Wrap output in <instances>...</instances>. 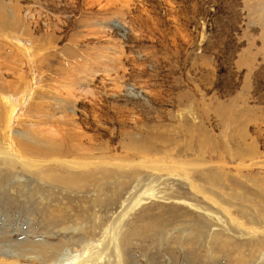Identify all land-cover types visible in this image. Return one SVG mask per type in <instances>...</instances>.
Instances as JSON below:
<instances>
[{"label":"rangeland","instance_id":"rangeland-1","mask_svg":"<svg viewBox=\"0 0 264 264\" xmlns=\"http://www.w3.org/2000/svg\"><path fill=\"white\" fill-rule=\"evenodd\" d=\"M0 149V261L264 264V0H0Z\"/></svg>","mask_w":264,"mask_h":264},{"label":"bare ground","instance_id":"bare-ground-1","mask_svg":"<svg viewBox=\"0 0 264 264\" xmlns=\"http://www.w3.org/2000/svg\"><path fill=\"white\" fill-rule=\"evenodd\" d=\"M5 98H6V97H4V99H5ZM5 102L8 103V104L10 103V99H9V97L5 99ZM11 110H12V112H15L16 109H15V107H14V109L12 108ZM0 150H1V149H0ZM5 151H6V150L4 149V152H5ZM1 152H2V151H1ZM6 152H7V151H6ZM2 154H3V152H2ZM8 154L11 155L12 157H14L15 159H17V158L22 159V160H23V164H32V163H33L32 165L35 166V165H34V163H35L34 161L32 162V161L29 160V159H27V160L24 159L20 154H18V153H16V152L10 151V152H8ZM12 157H11V158H12ZM47 162H48V161H47ZM71 162H72V161H71ZM36 163H37V162H36ZM68 163H70V162H68ZM40 166H41V165H40ZM71 167H73V166H71ZM81 168H82V167H81ZM190 181H191V180H190ZM190 183H191V182H190ZM194 183H195V182H194ZM147 184H148V183H147ZM191 184H192V183H191ZM145 186H146V185H145ZM150 188H151V187H150ZM196 188H197V187H196ZM196 188H195V189H196ZM154 189H155V188H154ZM143 190H144V189H143ZM147 190H148V189H147ZM155 190H156V189H155ZM198 190H199V189H198ZM144 191H145V192L141 191V193H139V194L137 195V198H136V201H137V202L140 201V199H141L140 197H142V195H144V194H145V196H146L147 198L150 197V196H148L150 190H148V191H149L148 193L146 192V190H144ZM199 191H200V190H199ZM153 193H154V192H153ZM156 193H157V192H156ZM158 193H159V192H158ZM203 195H204V194H203ZM151 196H152V195H151ZM134 197H135V195H134ZM143 197H144V196H143ZM210 199H212V198H209V200H210ZM138 200H139V201H138ZM142 200H143V199H142ZM142 200H141V201H142ZM150 200H151V199H150ZM141 201H140V202H141ZM152 201H153V200H152ZM143 202L145 203V201H143ZM178 202H179V203H183V204H185V205H187V206L193 208L194 210L201 211L200 208L196 207L193 203H191V202H189V201H187V200H182V201H178ZM212 202H214V201H212ZM212 202H211V203H212ZM176 203H177V202H176ZM215 203H216V201H215ZM127 205H128V204H127ZM213 205H214V204H213ZM218 205L221 206V208L224 209V207H223L222 205H220L219 202H218ZM127 209H128V208H127ZM223 209H222V210H223ZM128 210H129V209H128ZM130 210H131V209H130ZM224 210H225V209H224ZM225 212L227 213V211H225ZM229 214H230V213H229ZM228 216H229V215H228ZM120 217H122V216H120ZM230 217H231V216H230ZM117 222H118V221H117ZM237 222H238V221H237ZM112 224H114V222H113ZM120 224H121V222H120ZM239 224H240V223H239ZM239 224H238V225H239ZM243 226H244V225H243ZM115 227H117V226L115 225ZM248 228H249V227H248ZM112 229H113V227H112ZM254 232H255V231H254ZM111 237H112V236H111ZM111 239H112V238H111ZM113 241H115V240H113ZM115 243H116V242H115ZM117 245H118V244H117ZM117 245H116V246H117ZM109 247H110V245H109ZM117 247H119V246H117ZM116 255H117V254H116ZM118 258H119V257H118ZM120 262H121V261H120ZM0 264H12V263H11V262H6V261H4V260H1V261H0Z\"/></svg>","mask_w":264,"mask_h":264}]
</instances>
